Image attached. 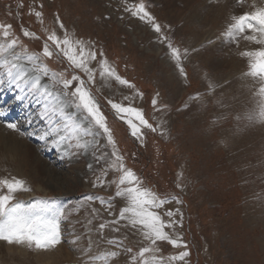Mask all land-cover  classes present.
<instances>
[{
  "label": "rangeland",
  "instance_id": "374dc122",
  "mask_svg": "<svg viewBox=\"0 0 264 264\" xmlns=\"http://www.w3.org/2000/svg\"><path fill=\"white\" fill-rule=\"evenodd\" d=\"M140 2L161 33L125 11ZM259 7H264V0L242 4L237 0H0V24L12 25L20 45L30 52L41 51L54 30L63 36L58 17L74 39L102 51L117 74L134 85L129 89L113 80L105 86L97 75L90 87L125 166L144 187L171 200L154 211L164 220L165 211L176 213L173 219L180 223L175 231L187 247L157 242L156 255L189 252L184 261L174 264H264V123L247 119L258 111L260 83L246 75L249 60L242 55L264 45L243 39L252 34L247 30L234 40L224 35L233 15ZM36 12L42 14L40 18ZM23 31L37 38L24 37ZM161 35L179 48L183 75ZM45 63L53 71L67 67L66 61L55 58ZM16 94L0 91L11 121L25 133L2 131L0 126V179L25 181L31 191L17 193L16 200L55 198L65 212L60 245L38 250L34 245L0 241V264H83L89 256L108 251L120 253L109 264H131L132 255L149 242L124 227L127 221H120L118 232L111 230L116 227L112 224L99 231V224L118 217L126 202L115 198L110 201L113 207L106 209L99 199H85L114 197L115 185L107 182L119 173L109 170L103 176L102 172L110 162L111 147L102 142L105 146L95 151L65 157L38 139L36 130L43 124L27 123L33 109L16 101ZM109 98L125 106L131 102L157 130L142 129L139 140L131 136L127 124L116 118ZM98 177L105 180L103 187H93ZM109 239L123 244L110 245ZM126 247L132 253L125 252Z\"/></svg>",
  "mask_w": 264,
  "mask_h": 264
},
{
  "label": "snow or ice",
  "instance_id": "6c2138e0",
  "mask_svg": "<svg viewBox=\"0 0 264 264\" xmlns=\"http://www.w3.org/2000/svg\"><path fill=\"white\" fill-rule=\"evenodd\" d=\"M242 2L243 0H237L238 4ZM125 11L141 21L150 23L154 32L161 33L160 25L155 23V18L146 10L143 2L131 8L126 7ZM35 15L40 18L42 14L36 12ZM231 20L232 23L224 33L226 37L234 40L238 34L247 30L252 34L244 35L243 39L264 45V7L241 15H233ZM56 23L63 31V36L57 35L55 30L48 33L39 52H30L20 45L19 39L12 31V25L0 24V91H14L17 93L14 97L16 101L33 109L27 123L32 125L35 120L41 121L43 127L36 130L38 139L61 151L65 157L71 158L89 150L95 151L105 146L102 142H106V145L111 147L110 162L102 172L103 176H107L109 170L119 173L117 178L107 182L109 185H115L114 197L110 196L108 201L103 197L88 196L85 199L88 201L99 199L106 209L113 207L110 201L115 198L126 202V206L120 209L118 217L99 224V231L103 233L108 224H112L116 227L111 230L118 232L120 221H127L124 227L134 229L143 240L149 242L147 246L141 247L137 254L132 255L131 264H174L177 261H184L189 255L188 251L167 257L156 255L160 250L157 242H167L173 248L187 247L175 231V226L180 221L173 219L176 213L171 210L163 213L168 217L167 220L162 219V216L154 211L171 203V200L161 198L151 189L144 187L140 178L125 166L124 157L116 147L107 116L90 87L95 84L97 75L105 82V86L113 80L129 89L134 88V85L117 74L115 68L103 58L102 51L98 52L94 45L82 39H74L58 17ZM23 35L37 38L30 31H23ZM164 41H168L166 46L170 56L183 75L179 48L173 47L168 37L161 35V42ZM242 55L249 60V70L246 75L259 80L260 83L258 111L249 113L247 119L264 123V47L255 51H245ZM53 58L61 63L66 61L67 67L59 71L51 70L45 60ZM93 62L95 66H92ZM123 98L129 100L128 96ZM108 103L116 118L127 124L131 136L136 139H142L144 128L153 132L157 130L144 118L141 109L131 106V102L125 106L109 98ZM156 104L157 100L154 98L153 107ZM4 115V112H0V117ZM4 126L12 132L25 134L17 122L8 121ZM98 185L101 187L105 185L102 177H98L93 183V187ZM29 191L31 189L21 179L15 177L0 179V241L9 245L26 244L29 247L34 245L38 250L53 249L62 243L60 224L65 206L55 198H36L31 202L16 200L17 193ZM176 203L180 201L176 199ZM166 229H171L172 232ZM107 243L117 247L123 244L122 241L113 239H109ZM89 251L90 248L84 254L88 255ZM124 251L132 253V248L126 247ZM146 253L152 255L146 257ZM118 255L120 253L117 251L104 252L89 256L83 264H97L98 261L109 264Z\"/></svg>",
  "mask_w": 264,
  "mask_h": 264
},
{
  "label": "bare ground",
  "instance_id": "6f19581e",
  "mask_svg": "<svg viewBox=\"0 0 264 264\" xmlns=\"http://www.w3.org/2000/svg\"><path fill=\"white\" fill-rule=\"evenodd\" d=\"M3 101V100H2ZM7 101V100H6ZM9 107L12 106L11 104L8 105ZM7 106V107H8ZM0 112H4L5 115L3 117H0V126H2V131H8L10 132L11 130L7 129L5 126H4V123L5 122H8V121H11V113H7L6 111V107L4 106V102H0ZM4 133V132H3ZM2 133V134H3ZM10 151V150H9ZM239 241V240H238ZM41 257V256H40Z\"/></svg>",
  "mask_w": 264,
  "mask_h": 264
}]
</instances>
